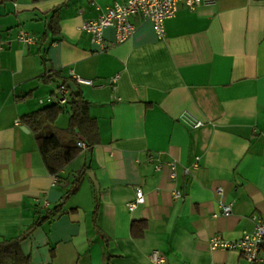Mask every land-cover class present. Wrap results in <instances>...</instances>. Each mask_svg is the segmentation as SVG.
I'll return each mask as SVG.
<instances>
[{"label": "crops", "instance_id": "0c3cea01", "mask_svg": "<svg viewBox=\"0 0 264 264\" xmlns=\"http://www.w3.org/2000/svg\"><path fill=\"white\" fill-rule=\"evenodd\" d=\"M122 1L0 0V241L31 229L84 168L60 212L20 243L28 264H155L153 251L163 264H250L209 242L237 241L252 216L264 221V0L181 5L162 39L134 19L124 43L104 29L100 50L80 27ZM53 71L73 87L71 73L92 81L78 88L99 134L56 176L21 124L56 96L57 79L44 78ZM67 126L63 113L50 129ZM136 188L144 203L130 211ZM133 223L144 224L141 237Z\"/></svg>", "mask_w": 264, "mask_h": 264}, {"label": "built area", "instance_id": "2783aa9c", "mask_svg": "<svg viewBox=\"0 0 264 264\" xmlns=\"http://www.w3.org/2000/svg\"><path fill=\"white\" fill-rule=\"evenodd\" d=\"M204 1L205 0H123L121 3H115L113 6L106 8L97 19L84 22L81 25L80 30L87 33L90 36L91 42L98 45L100 50L104 49L102 38V32L104 29L114 28L115 43L121 44L127 41L134 33V19L149 21L153 25L156 37L162 39L165 35V21L175 16L179 6L183 5L191 10L198 7ZM17 39L25 45H31L34 43L32 37L23 31L18 33ZM70 77L74 83L79 86L93 85L91 80L82 79L72 73L70 74ZM117 80L118 77L112 79V81ZM67 94L66 87L60 85L57 88L56 96L47 99L45 103H56L58 106H64L67 103ZM181 121L192 129H198L202 126V122L196 121L187 115H183ZM18 124L19 123L16 122V125ZM77 146L82 151L87 149V146L82 141H78ZM151 160L152 157L149 158V161ZM169 166L170 178L175 179V166L174 164H169ZM196 166L197 164L195 163L194 167ZM185 173L187 174L188 171H185ZM54 182H56V179ZM215 193L217 196H221L223 192L221 188H217ZM172 197L174 200L179 199L181 197L180 191H174ZM143 203L144 194L140 188H136L135 199L127 205L128 210L131 211ZM230 213L231 207L227 204L220 203V214L223 216H229ZM217 216V214L212 215L214 218ZM251 219L254 224L251 233L245 234L241 239L232 242L225 241L220 237L213 238L209 242L210 250L220 249L236 251L250 264H264V221H261L256 216H252ZM150 260L155 264L164 263V258L157 251H153L150 254Z\"/></svg>", "mask_w": 264, "mask_h": 264}, {"label": "trees", "instance_id": "16d2710c", "mask_svg": "<svg viewBox=\"0 0 264 264\" xmlns=\"http://www.w3.org/2000/svg\"><path fill=\"white\" fill-rule=\"evenodd\" d=\"M44 78L57 79L60 85L67 89V103L58 106L56 103H45L42 109L24 115L21 124L28 128L35 137L42 161L48 172L58 175L72 160H74L81 149L77 142L82 141L87 148L99 143V134L96 120L89 116V103L82 97L78 85L70 83V79L62 78L58 72L53 71L44 75ZM59 85V86H60ZM66 113L68 115V126L65 129L51 128L58 117ZM85 169L76 173L70 186L69 194L77 191ZM53 209L39 213L33 227L19 237L0 241V264H28V259L20 250V243L30 234L36 226L54 217L64 206L67 196ZM144 231L143 223L131 225L132 236L141 237Z\"/></svg>", "mask_w": 264, "mask_h": 264}, {"label": "water", "instance_id": "95a60500", "mask_svg": "<svg viewBox=\"0 0 264 264\" xmlns=\"http://www.w3.org/2000/svg\"><path fill=\"white\" fill-rule=\"evenodd\" d=\"M21 130H22L23 132H25V133H28V130H27L26 128H24V127H22Z\"/></svg>", "mask_w": 264, "mask_h": 264}]
</instances>
